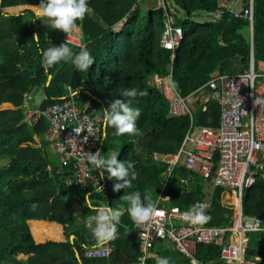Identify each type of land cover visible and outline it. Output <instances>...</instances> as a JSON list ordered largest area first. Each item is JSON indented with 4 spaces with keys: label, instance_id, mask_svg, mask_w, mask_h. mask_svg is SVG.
Segmentation results:
<instances>
[{
    "label": "trees",
    "instance_id": "obj_1",
    "mask_svg": "<svg viewBox=\"0 0 264 264\" xmlns=\"http://www.w3.org/2000/svg\"><path fill=\"white\" fill-rule=\"evenodd\" d=\"M145 1L87 0L91 11L76 22L81 38L75 45L65 41L69 33L52 28L49 18L36 15L41 0H0V106L12 107L0 109V165L5 163L0 166V264H135L139 250L132 232L134 222L122 199L132 191H138L142 200L148 196L166 210L183 213L207 202L209 219L203 223L207 227L231 222L232 210L221 205L220 189L206 194L204 181L180 166L164 183L166 166L154 160L177 152L189 119L169 118L165 98L148 83L153 74H168L170 52L159 44L164 18L154 5L145 10ZM173 1L181 5L185 17L181 21L174 16L182 38L174 52L172 85L181 96L206 84L213 73L243 72L250 56L255 67L264 63V0L253 2L251 36L248 21L235 19L219 0ZM247 3L242 0L241 8ZM201 15L211 18L192 21ZM122 21L123 26L118 27ZM61 43L74 53L86 48L94 63L86 72L76 70L71 61L45 70L39 50ZM66 87L78 91L75 99L80 106L92 105L100 112L113 100L126 99L120 95L126 88L146 92L132 105L140 109L138 133L114 135V128H104L98 144L105 158L115 153L118 162L132 164L136 178L130 188L113 191L116 178L92 168L102 191L91 183L85 189L71 185L72 162L61 165L57 155L50 158L47 152L55 142L47 121L37 115L34 121L24 122V95L30 96L28 106L33 109L32 96L42 92L44 99L36 109L43 110L65 97ZM192 121L194 127L217 128L218 106L209 101L202 111L197 104ZM263 191L259 178L245 190L243 216L264 214ZM74 203L80 205L76 214ZM232 204L236 205L235 200ZM88 205L125 209L117 238L108 242L112 252L107 258L84 257L85 249L97 244L91 230L85 228L86 217L95 215ZM248 238L245 259L259 258V264H264V232L248 234ZM162 258L169 264H189L168 250L151 257L156 263ZM194 258L202 264H221L219 248L212 245H197Z\"/></svg>",
    "mask_w": 264,
    "mask_h": 264
},
{
    "label": "built area",
    "instance_id": "obj_2",
    "mask_svg": "<svg viewBox=\"0 0 264 264\" xmlns=\"http://www.w3.org/2000/svg\"><path fill=\"white\" fill-rule=\"evenodd\" d=\"M253 2L248 0L245 7L230 11L235 19L248 21L250 36ZM153 4L155 9L163 11L165 29L159 44L170 52V62L168 74H153L148 83L162 93L168 104L169 118L187 116L189 119L188 130L177 152L155 156L154 160L166 166L162 174L164 183L180 166L209 184L212 190L220 189L221 199L224 197L221 205L232 210V217L226 226L207 227L186 221L183 212L166 210L157 201L150 221L133 223L132 232L139 250L135 264H141V257H144L143 264H157L151 257L155 245L160 242L170 243L173 250L185 257L189 264H202L194 258L197 245L219 248L222 264H259V258L247 260L244 254L249 242L248 234L264 232V214L259 217L243 216L242 201L243 191L252 187L257 178L264 185V70L258 64L255 67L250 56L248 68L243 72L232 75L213 73L206 84L188 96H181L172 85V65L182 32L174 26V11L166 0H153ZM122 26L123 21L118 27ZM65 41L73 44L69 38ZM65 89V97L43 110L29 109L30 96L24 95V122L34 121L37 115L43 117L48 123L50 136L55 139L53 148L59 164H73L71 185L85 189L91 183L102 191L100 180L91 174L86 158L98 150V144L104 138L103 112L92 105L80 106L75 99L78 91L69 87ZM209 101L219 108L218 127H194L192 120L197 104L205 111V104ZM232 200L236 205L232 204ZM73 208L76 214L80 205L74 203ZM175 223H181V226ZM85 228L91 230L86 223ZM111 252L108 243L103 246L96 244L85 249L84 257L107 258Z\"/></svg>",
    "mask_w": 264,
    "mask_h": 264
},
{
    "label": "clouds",
    "instance_id": "obj_3",
    "mask_svg": "<svg viewBox=\"0 0 264 264\" xmlns=\"http://www.w3.org/2000/svg\"><path fill=\"white\" fill-rule=\"evenodd\" d=\"M90 11L87 0H41L39 6H37L36 15L49 18L52 28L59 29L67 34L71 33L77 27L76 22L82 20L85 14ZM33 38L38 40L35 35H33ZM39 51L42 67L45 70L57 63L71 61L76 70L86 72L89 66L94 63V57L86 48H81L79 52L74 53L64 43ZM120 95L126 99L113 100L103 110V127L105 129L114 128V135L124 133H128L130 136L136 135L138 133L136 121L140 117V109L132 105L138 103L137 98L146 95V92L143 90L138 91L137 88L132 87L126 88ZM86 159L93 170L106 171L109 178H116L117 183L113 185V191L130 188L132 181L136 178V172L133 170L132 164L118 162L116 155L105 158L97 150L90 153ZM99 190L101 191L100 188ZM122 199L127 203L126 211L134 223L141 224L151 220L155 211V203L150 197L145 196L142 200L138 191H132L124 194ZM88 207L92 208L91 205H88ZM205 208L206 205L202 203L195 204L183 213V218L191 223L203 224L209 219L203 212ZM92 211L95 212V215L87 216L85 223L90 226L97 245L103 246L109 241L115 240L117 238V225L120 223V217L125 209L101 205L92 208ZM143 259L144 257H141V264H143ZM157 264H169V262L167 258H162L157 261ZM193 264H196V262H193Z\"/></svg>",
    "mask_w": 264,
    "mask_h": 264
},
{
    "label": "rangeland",
    "instance_id": "obj_4",
    "mask_svg": "<svg viewBox=\"0 0 264 264\" xmlns=\"http://www.w3.org/2000/svg\"><path fill=\"white\" fill-rule=\"evenodd\" d=\"M219 2L222 4L223 3V0H219ZM166 3H167V5H169L172 9H173V11H174V16L177 18V19H179V20H181V21H183L184 19H185V17H184V13H183V10H182V7H181V5L180 4H176L173 0H166ZM153 0H147V1H145V3L143 4V8L145 9V10H147V9H150L151 7H153ZM228 8H231V7H235L237 10L238 9H240L241 8V6H242V0H236V3H233V2H229V3H226L225 4ZM192 21H196V22H201V21H203L202 20V18H198V19H192ZM76 32H78L79 33V28L78 27H76L71 33H69L68 35H67V37L66 38H69V39H71V37H73V35H75L76 34ZM35 96H36V98H35V102L38 104V103H40L41 102V100L43 99V94H42V92H38V93H36L35 94ZM99 100V99H98ZM0 109L1 110H10V109H12V107H5V106H0ZM37 142H38V140H36ZM47 152H49V155H50V158H52L53 156H52V154H54V148H49L48 150H47ZM55 155V154H54ZM114 155H115V153H114ZM113 155V156H114ZM3 164H5V163H1V165H3ZM0 165V166H1ZM202 185H203V187H204V191H205V193L206 194H210L211 192H212V187L209 185V184H207V183H205V182H202ZM245 197V191H243V198ZM223 199V200H222ZM222 201H220L222 204L224 203V197H222ZM74 212H75V210H74ZM175 225L176 226H181V223H175ZM168 246L170 247L171 245L170 244H168Z\"/></svg>",
    "mask_w": 264,
    "mask_h": 264
},
{
    "label": "crops",
    "instance_id": "obj_5",
    "mask_svg": "<svg viewBox=\"0 0 264 264\" xmlns=\"http://www.w3.org/2000/svg\"><path fill=\"white\" fill-rule=\"evenodd\" d=\"M229 2H233V3H236V0H225L222 4H221V6H223V7H225L227 10H229V11H231V10H237L234 6L233 7H231V8H228L225 4L226 3H229ZM241 9V8H240ZM239 10V9H238ZM218 16H219V13H217L216 15H214V17L215 18H218ZM199 18H202V20L203 21H208L211 17L210 16H205V15H201ZM213 18V17H212ZM67 37V36H66ZM80 38H81V33H80V30H79V33L78 32H76V34L75 35H73V37H71V40H73V44H75V45H79L80 44ZM66 39V38H65ZM258 66L261 68V69H263L264 70V63H258ZM33 98H32V105H31V107L33 108V109H36V108H38V105L40 104V103H36L35 102V98H36V96L34 95V96H32ZM43 99H44V96H43ZM42 99V100H43ZM41 100V101H42ZM8 106L7 107H11V105H9V104H7ZM2 106V105H1ZM221 203V202H220ZM205 205H207L208 206V204H207V202L205 203ZM133 236V235H132ZM135 238V237H134ZM168 244H170V243H158V244H156L155 245V247H154V249H153V251H152V255L154 256V255H156V253H161V252H163V251H165V250H168V251H170V252H173V253H176L177 255H179V256H181V257H183L182 255H180V254H178L176 251H174L173 250V247H172V245L169 247L168 246ZM248 245V244H247ZM246 248H247V246H246ZM246 250V249H245ZM185 258V257H184ZM187 260V259H186ZM189 263V262H188ZM221 264H222V262H221Z\"/></svg>",
    "mask_w": 264,
    "mask_h": 264
},
{
    "label": "water",
    "instance_id": "obj_6",
    "mask_svg": "<svg viewBox=\"0 0 264 264\" xmlns=\"http://www.w3.org/2000/svg\"><path fill=\"white\" fill-rule=\"evenodd\" d=\"M132 1H134V0H132ZM155 12H156L157 14H159L160 16H162V14H163V11H162L161 8H159V9H155ZM80 33H81V32H80ZM71 184H73V181H72ZM204 205H205V204H204ZM209 210H210L209 207L206 205V208L203 210L204 214H206Z\"/></svg>",
    "mask_w": 264,
    "mask_h": 264
}]
</instances>
